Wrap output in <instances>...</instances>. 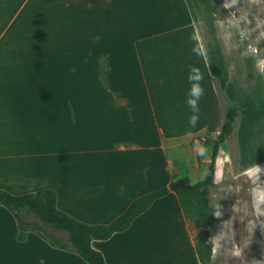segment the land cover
Masks as SVG:
<instances>
[{"label":"crops","instance_id":"crops-1","mask_svg":"<svg viewBox=\"0 0 264 264\" xmlns=\"http://www.w3.org/2000/svg\"><path fill=\"white\" fill-rule=\"evenodd\" d=\"M206 6L205 0H0V189L53 190L61 211L107 225L136 199L175 180L190 182L179 175V152L187 150L186 163L199 168L206 130L162 136L136 42L194 26L211 77L228 93L199 34L195 14ZM17 234L14 216L0 206V257L87 264L37 233L23 242ZM92 247L106 264H200L173 191L128 230Z\"/></svg>","mask_w":264,"mask_h":264},{"label":"rangeland","instance_id":"rangeland-1","mask_svg":"<svg viewBox=\"0 0 264 264\" xmlns=\"http://www.w3.org/2000/svg\"><path fill=\"white\" fill-rule=\"evenodd\" d=\"M205 1V10L201 7L195 14L199 34L211 70L227 84L229 93L215 84L219 125L230 105L240 109L235 132L221 145L216 159L215 186L203 188L214 216L209 225L213 246L209 264H264V72L260 68L264 62V0ZM99 79L92 78V84L100 85ZM217 134L206 130L201 137L199 168L186 163L191 160L187 150L179 152V175L192 185L207 176ZM189 225L195 240L201 227ZM0 264L14 263L0 257Z\"/></svg>","mask_w":264,"mask_h":264},{"label":"trees","instance_id":"trees-1","mask_svg":"<svg viewBox=\"0 0 264 264\" xmlns=\"http://www.w3.org/2000/svg\"><path fill=\"white\" fill-rule=\"evenodd\" d=\"M136 50L162 136L171 139L204 129L210 133L218 132L212 144L211 162L205 179L195 185L186 179L173 181L170 186L136 199L121 216L107 225L85 224L61 211L57 207V194L50 189L25 195H13L0 189V206L14 216L19 241H26L28 234L34 232L51 246L76 253L87 264H106L102 253L92 247V242L105 241L115 233L128 230L157 199L173 191L187 221L201 227L195 239L196 252L200 264H209L213 254L209 225L214 216L203 188L215 186L216 159L221 145L235 132L240 109L236 104L230 105L224 122L219 125L218 91L194 26L142 39L136 42ZM194 85L203 90L197 102V112L188 103ZM194 115L195 122L192 121Z\"/></svg>","mask_w":264,"mask_h":264},{"label":"clouds","instance_id":"clouds-1","mask_svg":"<svg viewBox=\"0 0 264 264\" xmlns=\"http://www.w3.org/2000/svg\"><path fill=\"white\" fill-rule=\"evenodd\" d=\"M261 71L264 72V62H261L260 64ZM203 90L199 85H194L193 88L191 89V96L188 100V103L192 106L193 111L197 112L198 111V100L200 96L202 95ZM196 116L194 115L192 117V121L195 122ZM201 154H203V151H201Z\"/></svg>","mask_w":264,"mask_h":264},{"label":"bare ground","instance_id":"bare-ground-1","mask_svg":"<svg viewBox=\"0 0 264 264\" xmlns=\"http://www.w3.org/2000/svg\"><path fill=\"white\" fill-rule=\"evenodd\" d=\"M186 262H188V261H185V259H184V263H185V264H186ZM184 263H183V264H184Z\"/></svg>","mask_w":264,"mask_h":264}]
</instances>
